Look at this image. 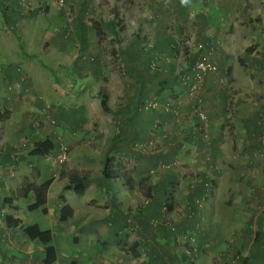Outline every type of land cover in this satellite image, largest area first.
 Returning <instances> with one entry per match:
<instances>
[{
	"label": "crops",
	"instance_id": "crops-1",
	"mask_svg": "<svg viewBox=\"0 0 264 264\" xmlns=\"http://www.w3.org/2000/svg\"><path fill=\"white\" fill-rule=\"evenodd\" d=\"M160 1L95 0L92 5L91 0H63L62 4L58 0L53 3L50 0H13V11L20 19L31 13V21L39 15L44 17L46 23L55 24V31L60 34V37L56 35V41L60 40L62 32L70 29L73 42L78 45L77 57H73L76 61L70 66L74 68L72 73L65 72L66 69L69 70V66L58 67L61 72H56L61 74V78L63 73L75 75L74 71H80L81 75L89 77L88 82L91 84L90 77L98 73H84L86 65L89 69L93 65L88 64V58L79 57L84 56L80 55V50H85L81 49L82 45L92 46L90 49L99 58V64L105 62L107 57H115L121 63L126 57H137L140 52L150 57H175L177 42L191 34L194 36L193 40L206 43L213 53L211 60L217 65V73L222 78L233 80V89H246L238 92V96L244 94L243 99L246 101L247 92L257 93L255 96L258 106L245 103L244 100L230 103L228 92L222 86H217L213 74H210L204 80L201 90L203 94L200 108L206 120L200 121L193 117V113L190 115L192 110L186 105L184 113H188L189 118L180 124L181 119L175 118L171 113L167 122V114L160 107L146 111L139 109V100H147L149 95L147 87L143 88L142 83L141 89L139 87L136 90L128 85L131 92L125 95L129 92L127 80L121 79V88L118 89L116 76L106 79L108 74L100 70L101 73L94 82L99 84L97 88L106 86L103 91L108 96L109 111L101 109L98 97L92 106L99 112V130L109 132V143L105 150L111 152L113 160L119 159V162L113 163L116 172L120 171V163H125L128 168L124 179L126 189H132L135 179L150 171L152 160L155 161L153 166H156L157 161L159 164L174 163L175 174L189 172L187 180L191 175L194 176L189 181H194L195 185L191 184V187L187 183V191L184 187L180 194L169 195L170 190L166 184L175 180L173 175L165 177L167 182L163 188L161 183H152L153 189L162 188L157 192L154 190L157 197H152L159 198L160 202L150 205L152 198L149 197L144 201L143 213L135 218L139 224L138 230L130 236L131 244H135L131 251L139 257L140 264H224L220 254L226 252L232 255L237 250L245 257L252 252V264H264V141L260 138L264 130V0H169V9H164ZM22 2L25 3L24 7ZM151 2L154 4H150ZM15 4L18 10L15 9ZM181 9L188 11L181 12ZM191 10L194 12L191 13ZM90 12H94L97 25V42L94 46L90 39L86 40V30L90 28L85 17ZM247 16L253 19L252 24L245 23L251 20L246 21ZM52 37L55 38V35ZM143 41L155 47L150 54L147 49L138 47ZM135 43L136 47H131ZM60 44L61 40L57 45ZM248 45L252 46L251 49L254 48L250 54L246 53L248 57H233V54L244 55V47ZM241 51L243 52L240 53ZM258 52H261L260 55ZM253 64L255 69L250 72L247 80H242L238 70L240 65L251 68ZM36 65L29 60L27 65L13 63L0 68V264H23L25 260L27 264H31L35 249L40 250L35 241L29 240L22 233V228L30 223V217L20 216L22 208L18 203L22 198L29 201L26 206L34 203L33 190L36 186L49 181L44 214L55 211L51 223L56 226L49 229L55 249L58 245L66 247L64 235L70 234L67 227L64 232V227L70 220L59 222V212L56 209L67 204L72 208L73 216L76 214L71 203H66V199L65 203H58L53 199L52 192L56 189L60 191L56 187L59 183H64L61 189L68 186L64 178L58 177L62 164L56 161L55 154L59 143L64 140L57 127L65 132V127L70 125L69 121L77 118L73 114H67L66 106L46 105L45 100H52L54 94L65 97L78 91L72 88L75 83L68 80L62 81L67 91L63 90L53 81L56 75L54 69L44 75ZM231 67L232 73L228 72ZM249 67L246 71L250 70ZM54 68L57 70V66ZM100 79L106 80L98 83ZM111 85L117 89L116 92L121 91L123 94L119 102H111L116 93L115 90H110ZM85 88L86 85L81 89L84 94ZM82 104L80 114L86 122V111L89 108L86 95ZM46 107L51 108L47 110ZM52 117L55 125L51 124ZM36 119L41 129L38 133L31 128ZM154 121L166 125L160 126L163 132L172 128L170 137L173 139L168 138L170 142L167 140L169 133L157 136V149L150 151L151 128L156 123ZM75 122L78 127L71 129L66 137L71 140V149H75L76 154L72 159L68 158V168L61 169L64 172L85 170L87 163L94 160L89 155L90 151L87 153L88 143L81 142L82 137L76 139L75 133L80 130L81 122ZM178 127L185 129L179 132ZM159 132L161 131L158 134ZM26 139L33 143L29 151L17 154L14 147ZM46 139L53 149L48 151L46 147L47 151L35 154L32 151L34 143ZM161 140L164 142L162 146ZM185 147L188 150L185 155H181V149ZM205 157L207 160H204ZM115 177L117 181L118 173ZM121 177L124 178V175ZM87 184H91L90 179ZM57 194L58 192L55 196ZM176 203L183 207L190 205L192 217H189L190 209L187 208L188 213L182 216L180 222L163 225L168 221L164 217L163 207L168 204V209H172ZM153 216H156L159 224L155 228L148 224L154 219ZM114 222L118 227L117 221ZM85 227H93L96 234L94 240L93 235H85L83 241L77 240V243L81 244L79 253L90 256L94 254L91 243L95 242L98 235L96 224L88 223L81 217L73 225L72 233L78 228L77 232L82 236L87 232ZM120 233L117 230L111 232L115 236L111 254L116 253L119 242L116 239ZM15 259L17 263L14 262ZM43 259L39 258L37 262L42 263ZM91 260H96L95 256ZM77 262L85 264V259ZM110 264L118 263L113 261Z\"/></svg>",
	"mask_w": 264,
	"mask_h": 264
},
{
	"label": "rangeland",
	"instance_id": "rangeland-1",
	"mask_svg": "<svg viewBox=\"0 0 264 264\" xmlns=\"http://www.w3.org/2000/svg\"><path fill=\"white\" fill-rule=\"evenodd\" d=\"M55 0H50L51 3H53ZM155 3H157V0H153ZM163 1H166L161 4V6L164 9L170 8V2L169 0H161L160 3ZM92 5H94L95 0H91ZM23 7L25 5L24 2ZM150 4H154L151 2ZM15 9L18 10L17 4H15ZM153 6V5H152ZM151 6V7H152ZM7 10V11H6ZM179 10V8L177 9ZM22 11V10H21ZM188 10L181 9V12H185ZM191 13L192 10L190 11ZM32 14L28 13L26 15V18L20 19L18 18V14L14 13L13 11V0H0V68L5 66L6 64H19V65H27V62L29 60L34 61L42 71L44 75H48V72L52 69L55 70V74L53 77L54 83L56 82L63 90L67 91V89L64 88L62 85V81L68 80L72 83H75V85L72 86V88L75 91H78L76 94L67 95L65 97H61V95L54 94L51 98L52 100L46 98L45 104L46 105H54L55 107H60L61 105H64L68 108L67 114H73L76 116L77 119H74L73 121H69V126H66V131L63 132L61 127H57V131L60 133V136H63V140L61 139V142L64 143L68 149H69V156L68 158L72 159V157L76 154V150L71 149L70 143L71 140L67 139L66 136H69V132L71 129H76L78 127L77 123L75 121H80V130H78L76 134V139L78 137H82L81 142L84 144L88 143V152L90 151L89 155L94 159L93 161H90L87 163V166L84 167L85 170H66L65 172L61 169L68 168L69 160L59 168L58 177L59 179L64 178L65 183L69 181L70 176L72 173H84L87 175L91 181V184L88 185V191L84 193L82 196L76 195L72 190L67 191L66 189H61L64 185V183H59L56 187L59 188L60 191L53 190L52 194L54 195V200H56L58 203L63 204L61 200L59 199V196H63L64 202L66 199V203H71L76 211V214L72 216L64 227H67V230H70V234L68 236L64 235V241L66 243V247L62 245L57 246V259L54 264H67L70 260H83L85 259V264H110L111 262L115 261L118 264H128V262L131 263H138L140 264L141 261L137 255L131 251L133 248L131 244L132 240L130 239V236L138 230V222L135 220V218L143 213L142 205L144 201L149 197H154L155 193L154 190L157 192L158 189H160L166 181V176L173 175L175 177V180L172 182L167 183V187L170 190L169 195H174V193H181V190L185 187L187 191V183H190L195 185L194 181H189L193 179V175H191V178H188L187 180L186 175L187 171H184L183 173H177L174 172V163H167V162H159L157 161L156 166H153L154 162L152 160L150 164V171H147L144 175H139V178H136V182L134 181V178L132 180L135 182L133 183L132 189H126L124 186L125 183V177H126V169L128 170L125 163H120V171L116 172L115 166L113 163L119 162V159H112L110 156V151L105 150L106 146L108 145L109 141V132H104L99 130L98 127V120H99V112L96 110L97 108H93L92 104L95 102L96 98L98 97V92L103 91V88H106V86H101L103 88H97L99 84H96L94 81H96L97 76L103 72L107 73L108 76L106 79H108L110 76H116L115 81L116 84L118 83V89L121 88L120 82L121 79L127 80L126 87L128 85L133 86V88L139 89V83L141 79H147V77L150 79L148 83H146V87L149 91V95L147 98V101L150 103H153V107H147L145 102V99L139 100L140 106L139 109L143 110H150L155 109L158 107H161V103L164 105L162 108L168 107L169 110L167 112L173 114L175 118L181 119V123H184V121L188 120V113H184L186 111V105L190 106V111L192 110L193 106V97L189 94V91L182 83V76L187 73L190 66L193 64V62L196 60L197 54L193 52L192 49L185 48L184 45H182L183 40H179L176 45V56L175 57H150V55L144 54L140 52L137 54V57L135 58L134 62H130L132 67L134 68L133 75H128L127 68L125 65L120 63L119 59L116 61L115 57L108 58L106 61H102L101 64L98 63L99 58L96 57L95 53L90 49L92 46L88 47V44L82 45V48H85V50L82 52L80 50V55L84 54V56L79 57H86L88 58L87 62L92 66V69L87 68L84 73H89L91 71L98 72L95 74V76L90 77V82H88L89 77L85 76V74L81 75L80 71L77 73V71H74L73 74L75 75H68L63 73L62 78L61 74H59L61 71L58 67L65 68L66 66L70 67L71 65H74L76 59L73 57L76 56L78 45H75L73 42V38L71 37V31L70 29H66L61 34V44L57 45L59 41H56L57 36L60 37V34H58L55 31V24H48L44 21L43 16L37 15L36 18L31 21L30 16ZM249 22H245L246 24L251 23L253 21L252 18H246ZM85 20L87 22L88 27L90 30H86L87 39L91 40V44H96L97 38H96V21H95V14L94 12H90L86 17ZM31 21V22H29ZM53 34L55 35V38L52 37ZM184 38L194 39V36L191 34H188V36ZM95 40V41H94ZM143 43V44H142ZM142 43L138 44L139 48H142L144 50H148V53L150 54V51L154 49L155 47L152 46V44H148L146 41H143ZM59 47H62L60 49ZM131 47L135 48L136 43L132 45ZM252 46H246L244 47L245 54H239L235 55L233 54V57H248L246 53L253 52L246 50L251 48ZM262 48V47H261ZM254 48H252L253 50ZM258 49H260L258 47ZM108 51V50H107ZM241 51L240 53H242ZM259 55L261 52H258ZM256 53V55L258 54ZM250 54V53H249ZM213 53L211 52V57ZM232 55V54H231ZM242 55V56H240ZM96 57V59H95ZM255 57V55L253 56ZM118 58V57H117ZM129 58V57H126ZM64 59H67V61H64ZM74 59V60H72ZM110 59V60H109ZM114 59V61H113ZM64 61V62H63ZM71 61V62H69ZM151 63V65H150ZM86 64V63H85ZM99 64V65H98ZM237 64V62H236ZM36 67L38 68V66ZM147 65H150L151 67H148L149 72L146 71L145 67ZM54 66H57L54 68ZM155 66H158V68H155ZM241 67L238 68L239 73L242 77V80H247L248 75H250V72H252L255 68L253 65H251V68L249 66L243 67V65H240ZM249 67V71H246ZM101 68V69H99ZM97 69V70H96ZM34 70V69H32ZM74 68L66 69L65 72L70 71L69 73H72ZM102 70L100 73L99 71ZM58 71L59 73H57ZM83 72V71H82ZM94 72V73H95ZM218 72V70H217ZM213 74V79L216 80L217 86H222V89L227 93L228 99L230 100V103H234L237 100L243 101V95L238 96V92L241 93V91H245L244 89L235 88V86L232 81L228 80L226 77L222 78L220 76V73ZM228 72H233V68L231 67ZM143 74V76L139 74ZM217 74V76H215ZM125 75V76H124ZM124 76V78H123ZM211 75H207L206 77H210ZM227 76V75H226ZM206 77L204 80H206ZM106 79H100L98 80V83L104 82ZM218 80H222L219 82ZM84 85H86L85 88V94L83 93V90H81ZM264 85V80H263ZM1 86V84H0ZM116 86V88H117ZM123 87V84H122ZM129 88V87H128ZM127 88V89H128ZM110 90L115 92L117 89L113 85L110 86ZM129 92L125 95H129L131 92V88L128 89ZM202 94L203 91L198 94V97L201 99V102L199 104V108L202 105ZM252 94L250 92H247L245 95H247L245 103H251V105L254 104V106H258V101L256 99V95ZM86 95L87 104L89 105V108H87L86 111V122L85 119L82 117L81 113V106L84 103V96ZM99 98V97H98ZM123 98L122 92H116L113 95V98L111 99V102H119ZM144 100V101H143ZM228 100V101H229ZM168 104V105H166ZM175 108L177 112L174 110H171L172 108ZM51 107H47V110ZM171 108V109H170ZM201 110V108H200ZM202 111V110H201ZM203 112V111H202ZM194 113V111H193ZM182 114V115H181ZM206 117V116H205ZM53 118V117H52ZM50 119L55 121V119ZM170 118V114L166 115V121L168 122ZM183 118V120H182ZM156 122L155 125L151 128V141L152 143L149 145L150 151L156 150L157 144L156 137L162 136L163 134H168V138L170 140L173 139V137H170V135L173 133L172 128H168L167 131H162L160 128L161 125H163L162 122L154 121ZM85 123V124H84ZM179 124V122H178ZM177 124V125H178ZM166 126V125H163ZM180 126V125H179ZM31 128L38 133L41 129L39 128V123L37 122V119L34 120V122L31 125ZM177 129V128H176ZM185 129L184 127H178V131L181 132ZM158 131L159 132L158 134ZM264 131V130H263ZM262 131V132H263ZM176 137H179V134H176ZM183 137V136H181ZM170 140H168L170 142ZM164 145L163 140H161V146ZM81 150V149H80ZM188 150L187 147L181 149V155H185V152ZM79 153V150H78ZM106 155V156H105ZM104 156V157H102ZM105 158V159H104ZM106 160V161H105ZM182 160L183 159L182 156ZM204 160H207V157H205ZM125 161V159L123 160ZM184 167V164L182 165ZM107 171L108 177L105 178L104 173ZM118 173V180L116 181V174ZM124 175V178L121 177V175ZM103 177V178H102ZM132 177L131 175L129 176ZM139 179V180H137ZM67 181V182H66ZM161 183V187L153 189L152 183ZM149 186V188H148ZM192 186V185H191ZM163 188V187H162ZM161 188V189H162ZM148 190V192H146ZM58 192L57 196L55 194ZM157 197V195H155ZM152 198L151 204L154 205L159 201V198ZM51 200V199H50ZM19 207L22 208L20 211L22 215L21 217L28 218L30 217V223H37L40 226V229H53L55 228V224L51 223V219L54 218V212H50L48 214L42 213L40 210H35L33 212H28L25 210L26 205L29 203V201L25 199H20L18 201ZM190 206V205H189ZM189 206H180L179 204H175L172 209H168V204L163 207V213L164 217H167L166 223L174 224V221H181L182 216L186 215L188 212L186 211ZM264 206V205H263ZM61 207V206H60ZM59 207V208H60ZM154 207V206H153ZM58 208V209H59ZM179 208V209H178ZM178 209V210H177ZM185 210V211H184ZM57 213L59 210H57ZM147 215L146 213H144ZM135 215V216H134ZM83 218L84 221H88V223L92 222V224H96V230L98 232V235L96 237L95 242L91 243V246L93 247V253L90 256L96 258V260H91L90 256H83L81 253H79V247L81 246L80 243H77V240L82 242L83 237L85 235L92 236V240H94L95 231L93 227H85L86 233H83L82 236L77 232L78 228L75 230V232L72 233L73 225H76V222ZM33 218V221H32ZM154 222L152 224V228L159 226L158 222L156 221V216H153ZM117 221V226H115V222ZM64 225V224H63ZM117 230L121 233L118 236L117 242L118 246L116 248V253L111 254L113 252L112 244L114 242V237L111 232ZM80 231V230H79ZM94 233V234H93ZM36 245L40 247V250L38 248L35 249L34 255L32 259L31 264H43L39 261V258H44L43 254V246L36 242ZM99 251H102L100 255H97ZM28 256V255H25ZM117 256V257H116ZM31 257V255H30ZM114 257H116V260H114ZM15 258V257H14ZM78 258V259H77ZM13 260V259H12ZM16 259L14 260V262ZM20 262V261H19ZM17 263V262H15ZM22 263V261H21ZM23 264H27V261L25 260ZM226 264V263H224Z\"/></svg>",
	"mask_w": 264,
	"mask_h": 264
},
{
	"label": "trees",
	"instance_id": "trees-1",
	"mask_svg": "<svg viewBox=\"0 0 264 264\" xmlns=\"http://www.w3.org/2000/svg\"><path fill=\"white\" fill-rule=\"evenodd\" d=\"M165 2L166 1H163L160 4L163 5V3H165ZM249 51H252V49L251 48L248 49V52ZM127 59H123L121 61V63L123 65H125V67L127 68V71L126 72H128V75H133L134 68L132 67V65L130 64V62H134L135 61V58L134 57H129ZM150 65H151V63H150ZM150 65H147L145 67L146 71H148V72H149L148 67H151ZM155 68H158V66H155ZM152 69H154V68H152ZM139 75L142 76L141 73ZM149 80L150 79L148 77H147V79H145V78L144 79H141L140 80V83H139L140 89H141V83L144 85L143 88H145L146 83H148ZM97 95H98L99 100H100L101 109L104 112H108L109 111V107H108V104H107V98H108V96H107L106 92L105 91H100V92H98ZM146 101L147 100H145V102ZM166 105H168V104H166ZM163 106L164 105L161 103V107L160 108H162ZM194 107H195V104L193 103L192 112H190V115L193 113V111H194L193 108ZM150 110H154V109H150ZM162 110L165 112V114H169V112H167V110L165 108H162ZM171 110H174L175 112H177L175 110V108H172ZM193 115H194L193 117L198 118L197 113L194 112ZM52 122H51V124L55 125L54 122L53 123ZM260 137H261V135H260ZM26 140L30 144V146H29V149H30V147H31V145L33 143H32V141H30V139H26ZM48 144H49V141L47 139L46 140H43V141H37V142L34 143L32 151L35 152V154L36 153H40V151H45L46 150V147H47V150L50 151V150L53 149V146L52 147H49L50 144L49 145ZM58 148H59V146H58ZM58 148H57V152L59 150ZM14 149H15V147H14ZM57 152H56V154H57ZM56 154H55V156H56ZM67 160H68V158H67ZM67 160L65 161V163L67 162ZM103 177H105L106 179L109 178L107 171L104 173V176ZM88 181H89V177L87 175H85L84 173L74 172L70 176L69 181H68V186L65 187V189L66 190H72L76 195L82 196L85 193V191H86V186H87V182ZM48 186H49V181H46V182H44V183H42V184H40V185H38V186H36L34 188L33 192H34V195H35V201L31 205L26 206L25 210H27L28 212H32V211H35V210H38L39 209L42 213H45L44 206H45V203H46V194H47ZM59 199L61 200L62 203H65L63 196H59ZM58 212H59L58 213V215H59L58 221L61 222V223L66 222L67 220H69L73 216V210L67 204H63L59 208V211ZM153 221H154V219L152 221L148 222V224L152 225L153 224ZM22 233L29 240L39 242L43 246V249H44V259H43V262H42L43 264H54L55 263V261L57 259V251H56V249H55V247H54V245L52 243V235H51V231L49 229L43 230V229H40V227L37 224H35V223H31L30 224L29 223L28 225H26V226H24L22 228ZM232 255L238 256V259L235 261L236 264H252L254 262V259H253V256L254 255H253L252 252H250L245 257L241 253V251H238L237 250ZM67 264H78V262L76 260H70Z\"/></svg>",
	"mask_w": 264,
	"mask_h": 264
},
{
	"label": "built area",
	"instance_id": "built-area-1",
	"mask_svg": "<svg viewBox=\"0 0 264 264\" xmlns=\"http://www.w3.org/2000/svg\"><path fill=\"white\" fill-rule=\"evenodd\" d=\"M58 3L62 4L63 0H58ZM182 40H183L182 45H184L185 48L192 49L193 52L197 54V57L196 60L188 69V72L182 76L181 80L182 83L186 85L189 94L193 97V103L195 104V107L193 108L194 112L197 113L198 118L201 121H204L206 120V117L199 108L201 99L198 97V94L202 90L205 77L209 74H215L218 68L216 63H214L211 60V51L207 48L206 43L201 41H195L189 38H183ZM146 102H147L146 103L147 107L150 108L154 106L153 103H150L149 101ZM165 109L169 110L168 107H165ZM260 138L264 141V131L262 132ZM29 146L30 144L28 143L27 140L23 141L22 143H20L18 146L15 147V152L17 154H22L24 152H27L29 150ZM58 149L59 150L55 156V159L59 164H63L68 158L69 149L64 143H59ZM189 209H190L189 217H192L191 208L189 207ZM164 225L169 226L170 224L166 223ZM220 257L221 259L224 260L226 264H236L235 261L238 259V256L228 255L226 252L221 253Z\"/></svg>",
	"mask_w": 264,
	"mask_h": 264
}]
</instances>
